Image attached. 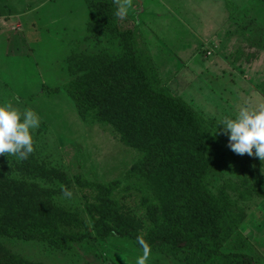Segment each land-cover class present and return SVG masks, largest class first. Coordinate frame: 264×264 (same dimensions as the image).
<instances>
[{"label": "rangeland", "instance_id": "1", "mask_svg": "<svg viewBox=\"0 0 264 264\" xmlns=\"http://www.w3.org/2000/svg\"><path fill=\"white\" fill-rule=\"evenodd\" d=\"M115 1L118 7L125 3ZM120 17L121 30L133 31V35L87 33L89 12L83 0H0V104L10 103L20 111L31 109L38 115L33 154L40 165L56 172L48 178L35 176L24 170L23 160L0 154V176L50 190L54 205L85 222L91 232L88 206L98 191L88 182L120 181L113 198L137 218L147 235L155 209L143 203L142 193L127 189L126 181L141 154L122 143L112 126L85 124L64 92L49 94L46 89H56L68 80L67 59L73 51L126 60L145 71L153 63L161 85L197 112L207 131L219 134L218 121L223 117L234 118L243 106L264 105L260 89L264 0H128L127 14ZM70 26L75 29L71 31ZM250 53L256 60L248 65L245 55ZM223 153L218 174L211 181L213 192L226 191L239 199L233 183L245 189V167L264 177V168L254 167L262 162L254 155ZM65 191L71 196H65ZM245 206L247 219L237 234L247 239L245 245L231 243L220 253L212 252L218 258L204 264H220L219 255L241 250L264 264V198L255 197ZM0 244L18 258L43 264H134L142 254L132 238L103 239L94 232L83 242H74V251L5 234H0ZM149 264L186 263L150 253Z\"/></svg>", "mask_w": 264, "mask_h": 264}, {"label": "trees", "instance_id": "2", "mask_svg": "<svg viewBox=\"0 0 264 264\" xmlns=\"http://www.w3.org/2000/svg\"><path fill=\"white\" fill-rule=\"evenodd\" d=\"M83 1L89 12L87 33L133 35V31L121 30L115 0ZM254 55H245L246 64L256 60ZM104 57L73 51L67 59L68 80L46 90L49 94L64 92L85 124L112 126L122 143L138 150L141 158L126 174L127 189L142 193L143 203L151 204L155 214L152 228L144 235L137 218L113 198L120 181L88 182L98 191L88 206L92 232L103 239L132 238L138 248L137 236H142L150 253L186 264H204L214 256L217 259L212 252L220 253L231 243L245 245L247 239L237 236L247 219L245 205L255 197L264 198V177L245 167V189L233 183L239 199L229 197L226 191L215 194L211 181L218 174L223 152L230 150L223 131L216 135L207 131L205 120L161 85L153 63L145 71L126 60ZM260 89L264 95V81ZM23 161L24 170L35 176L48 178L56 173L40 165L33 153ZM255 166L264 168L260 162ZM50 193L35 184L0 176V234L74 251V242H83L92 232L78 217L55 206ZM220 257V264H259L242 250ZM0 264L43 263L18 258L0 244Z\"/></svg>", "mask_w": 264, "mask_h": 264}, {"label": "clouds", "instance_id": "3", "mask_svg": "<svg viewBox=\"0 0 264 264\" xmlns=\"http://www.w3.org/2000/svg\"><path fill=\"white\" fill-rule=\"evenodd\" d=\"M127 10L128 0H125L117 15L125 16ZM39 126V117L33 110L26 108L20 111L10 103L0 104V154L27 159L34 151L33 134ZM221 127L231 151L238 155H254L264 163V105L241 107L234 118L226 116L220 119L218 128ZM64 195L70 197L71 193L65 191ZM137 243L142 254L136 257L134 264H149V245L142 236H137Z\"/></svg>", "mask_w": 264, "mask_h": 264}, {"label": "crops", "instance_id": "4", "mask_svg": "<svg viewBox=\"0 0 264 264\" xmlns=\"http://www.w3.org/2000/svg\"><path fill=\"white\" fill-rule=\"evenodd\" d=\"M50 1H52V0H50ZM54 1H55V0H54ZM43 6H44V5H43ZM54 8H55V10H57V8H58L57 5H55ZM86 8H87V7H86ZM38 9H39V7H38ZM87 10H88V9H87ZM69 15H71V14L68 13V15L65 16V17H68ZM87 16H88V15H87V13H86L85 16H84V17H85V21H87ZM65 17H64V16H63V17H60L59 20L65 18ZM20 26H21V25H20ZM70 27H71V26H70ZM73 29H75V26H72V27H71V31H72Z\"/></svg>", "mask_w": 264, "mask_h": 264}]
</instances>
